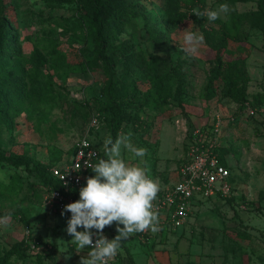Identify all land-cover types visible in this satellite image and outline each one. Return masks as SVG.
<instances>
[{
	"label": "rangeland",
	"instance_id": "obj_1",
	"mask_svg": "<svg viewBox=\"0 0 264 264\" xmlns=\"http://www.w3.org/2000/svg\"><path fill=\"white\" fill-rule=\"evenodd\" d=\"M134 1L163 36V44L149 40L139 16L131 18L132 26L119 39H129L146 57H160L179 76L168 87L177 101L164 105L146 75L129 70L123 56L117 57L114 95L125 107L119 134H131L136 147L147 149L143 158L122 150V158L129 166L146 169L161 190L178 180L189 129L209 127L220 117L221 159L230 173V196L194 202L181 228L165 225L163 230L174 238L180 235L177 264H264V1L177 0L179 11L188 17L183 20L172 16L171 0ZM221 4H228L230 11L217 20L231 24L239 17V26L221 54L225 66L234 70L215 82L211 97L207 85L215 53L206 45L205 33L218 24L206 16L202 24L196 23L190 14ZM0 19L10 25L16 37L11 44L20 53L5 70L15 66L22 71L28 89L25 111L11 128L0 127V216L12 214L10 226L0 228V264H80L88 250L76 251L65 231L71 213L61 216L50 200L49 186L20 162L28 159L49 167L69 162L78 140L93 130L91 118H99L94 99L108 77L76 0H0ZM184 30L203 36L198 54L183 51ZM54 46L64 59L62 66L55 65L56 55H47ZM35 51L45 60L34 77L29 73ZM134 92L136 102L127 104ZM101 117L93 139L98 149L109 137ZM103 235L110 241L107 229ZM14 248H26L28 256L6 258Z\"/></svg>",
	"mask_w": 264,
	"mask_h": 264
},
{
	"label": "trees",
	"instance_id": "obj_2",
	"mask_svg": "<svg viewBox=\"0 0 264 264\" xmlns=\"http://www.w3.org/2000/svg\"><path fill=\"white\" fill-rule=\"evenodd\" d=\"M230 3H234L240 0H228ZM264 0H259L263 2ZM79 15L81 16L84 27L87 31V37L96 47L97 58L103 65L104 74L108 77L106 85L102 94L94 99L96 106V112L99 114V118L102 121L101 114L103 115L104 128L108 131L109 136L115 140L119 135V129L122 123L123 113L125 111L124 103L119 101L114 95V77L112 74L113 69L117 65V57L122 55L124 62L129 70H139L143 72L147 79L151 82L158 95L157 99L164 105L170 103V101H177L169 91V85L173 81L174 76H179L177 68H168L164 61L158 56L146 57L142 50H136L134 44L129 39L120 40L119 35L125 31L126 28L132 26V17H142L144 20V27L149 35V40L156 46L163 44V36L159 34L156 28L151 24L148 17L143 14L141 7L136 5L134 0H76ZM173 17L178 20L188 18L185 13L179 11V4L177 0H171V7L169 8ZM192 21L202 24L204 17H197L190 14ZM264 19V15H263ZM218 24V27H211L205 33L206 45L215 53V58L212 62V66L209 70L208 76V88L212 90L215 82L223 77L229 78L231 72L234 69L229 70L222 61V51L226 48L229 40L233 41L235 38L236 29L239 26V17H233L232 23H222L219 20L214 21ZM12 29L6 20L0 19V127L11 128L14 118L18 117L25 111V100L27 97V91L25 82V75L22 71H18L15 66L9 70H5L9 66L11 61L20 57V53L15 49V45L11 44L16 37L12 36ZM47 55L53 56L57 64L62 66L64 59L59 55V50L56 46L51 47L47 51ZM44 58L38 51H35L34 57L31 60L30 65H33V70L30 76H37L40 66L44 62ZM136 92L133 93L132 100L127 104H133L136 102ZM211 97H213V90ZM126 104V103H125ZM211 125L210 123L208 126ZM102 129V128H101ZM191 130V129H189ZM99 132L95 129L90 131V139L97 137ZM189 140V139H188ZM1 131H0V146H1ZM221 144L218 148L219 162L226 166L221 159ZM187 146L185 153L187 152ZM100 159H107L104 147L99 149ZM74 152V151H73ZM72 152V154H73ZM8 162L13 163L11 159H6ZM20 164L25 166V169L30 173L38 175L45 183L53 188L58 189L59 184L52 178L50 174V168L48 165L41 164L28 159H23ZM65 163H59L54 166H60ZM95 173L90 171V177H93ZM86 186V181L82 186L73 191L74 202L79 200V190ZM229 199L234 200L231 196ZM228 199V200H229ZM244 199L241 198L240 203H243ZM118 226V225H117ZM116 226V227H117ZM116 227L111 225L105 227L109 232L110 241L114 239L118 233ZM123 227V225H119ZM20 257H26V248L11 249L5 257L9 258L14 254ZM118 264H134L132 258L127 253L125 247V240L121 242V248L118 250Z\"/></svg>",
	"mask_w": 264,
	"mask_h": 264
},
{
	"label": "clouds",
	"instance_id": "obj_3",
	"mask_svg": "<svg viewBox=\"0 0 264 264\" xmlns=\"http://www.w3.org/2000/svg\"><path fill=\"white\" fill-rule=\"evenodd\" d=\"M197 17L206 16L208 21H216L221 14L230 11L228 4H221L216 10L193 9ZM142 26V21H139ZM183 51L188 55L199 52L203 36L184 30ZM84 147H89L87 142ZM107 159L90 165L95 175L86 179V186L79 190V200L64 207L61 216L71 213L65 231L73 239L76 251L81 252L86 247L91 248L87 257H81L80 264H109L118 254L121 242L132 234L150 230L156 233L160 230L158 213L153 210V201L157 198L160 187L157 181L148 177L146 169L140 166H129L122 158V150H126L134 158H143L147 149L136 147L131 140V134H119L115 140L111 136L103 142ZM64 179V178H63ZM12 214L0 216V228L10 226ZM117 223L118 235L109 241L103 230ZM123 225V227H119ZM83 228V231H78ZM97 239L93 243L94 233Z\"/></svg>",
	"mask_w": 264,
	"mask_h": 264
},
{
	"label": "built area",
	"instance_id": "obj_4",
	"mask_svg": "<svg viewBox=\"0 0 264 264\" xmlns=\"http://www.w3.org/2000/svg\"><path fill=\"white\" fill-rule=\"evenodd\" d=\"M221 123L220 117H215L209 127H197L188 131L187 152L178 169V180L161 189L153 201V210L158 213L161 228L165 225L173 229L181 228L188 220L194 202L230 196V173L219 162L218 157L222 138ZM97 126L98 118L93 116L90 128L95 129ZM85 142L89 147H84ZM99 157L100 151L87 132L76 143L69 162L50 168V174L59 188L49 187V197L58 209L63 210L66 205L74 202L73 191L79 189L89 178L92 171L90 165L98 163ZM96 239L94 234L93 243ZM30 248L34 249L32 242ZM86 248L88 252L91 251V248ZM109 264H118V254Z\"/></svg>",
	"mask_w": 264,
	"mask_h": 264
},
{
	"label": "crops",
	"instance_id": "obj_5",
	"mask_svg": "<svg viewBox=\"0 0 264 264\" xmlns=\"http://www.w3.org/2000/svg\"><path fill=\"white\" fill-rule=\"evenodd\" d=\"M160 230L152 233H135L125 240L127 253L133 260L134 264H177L179 254L176 249L180 241V235L176 238L171 234ZM94 234V229L91 230ZM174 253L175 255H171Z\"/></svg>",
	"mask_w": 264,
	"mask_h": 264
}]
</instances>
